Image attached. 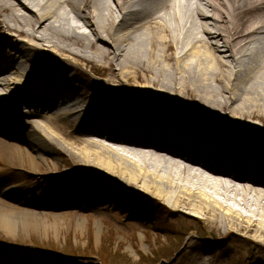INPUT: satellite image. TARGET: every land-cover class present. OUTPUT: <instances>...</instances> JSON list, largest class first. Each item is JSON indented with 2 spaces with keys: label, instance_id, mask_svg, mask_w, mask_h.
I'll list each match as a JSON object with an SVG mask.
<instances>
[{
  "label": "bare ground",
  "instance_id": "obj_1",
  "mask_svg": "<svg viewBox=\"0 0 264 264\" xmlns=\"http://www.w3.org/2000/svg\"><path fill=\"white\" fill-rule=\"evenodd\" d=\"M42 48L57 56L47 93L19 124L27 52ZM0 135L30 168L0 192V231L31 235L25 250L0 248V264H97L39 252L32 235L102 220L116 234L128 212L145 238L162 209L204 220L209 250L188 264H217L229 235L264 250V0H0ZM48 157L65 168L38 179ZM61 175L84 184L74 193Z\"/></svg>",
  "mask_w": 264,
  "mask_h": 264
},
{
  "label": "rangeland",
  "instance_id": "obj_2",
  "mask_svg": "<svg viewBox=\"0 0 264 264\" xmlns=\"http://www.w3.org/2000/svg\"><path fill=\"white\" fill-rule=\"evenodd\" d=\"M27 53L29 61L25 64V68L31 78L32 76H35L36 71L42 70V68H47L49 67L48 65L53 66L57 59L56 53L45 48L33 52L29 51ZM81 66L84 72L90 74L92 78H99L97 75H94L95 72H92L89 67L83 66L82 64ZM15 142L16 141L9 139L6 135H0L1 188L5 186L3 184L4 181H6L8 187L11 183H24L26 177V175L22 174L23 171L21 169L23 162H25L27 166L29 165L28 160H26V156L24 155V153H26V147L23 145L24 147L22 146V151L17 152L18 154L22 153L21 156L15 155V152L11 151L9 148V144ZM59 161L52 159V157H48L47 161L44 159L39 160L44 172H46L49 167L63 171L65 166L62 165V161ZM55 163H58V165L55 166ZM11 168L14 170H11ZM16 168L18 169L17 171ZM18 180H21L22 182ZM1 196L2 195H0L1 201H7V203L10 202L6 199L2 200ZM150 202L152 201H149L148 204H150ZM114 206L116 207V205H111L103 210H110L111 208H114ZM122 217L124 218H118V223L126 224L123 226V232L118 231L116 234L112 233L109 223L102 220L99 224L92 221L85 223V231L83 235H80L81 232L74 234L73 229H64L61 234L57 235L56 233H53L54 231H50L48 233L50 237L47 239V235H43L39 230L35 231L32 236L35 238L37 244L39 240L41 241L43 239L45 241L39 245L54 248L63 247L65 250L71 251L70 253L74 254H92L106 264H188V260L196 259L200 256L201 252L209 250V240L211 239L208 235H206L208 237L200 236L202 232L201 226H204L202 225L204 222L202 218L195 216L191 217L188 216V214L174 216L170 213H168L165 218H162V214L159 213V216H157L158 218H155L156 220L154 224H151L152 233L146 235L145 238H142L141 234L143 232L141 224L138 222H126L125 219H129L128 212ZM98 226H101L99 238L95 233ZM159 226L164 228L167 227L169 230L177 232L178 235L180 234L181 238L179 239L178 236L172 240L168 236L157 235L154 231L157 229L161 230ZM205 229L208 230V227H205ZM124 231L126 233H124ZM3 234L4 233L0 231V236L7 238L6 236H3ZM30 236L31 235L27 230H22L15 240H27ZM246 238L247 237L242 235H229L225 241L220 244L219 251L215 248L219 246V239H213L215 240V243L212 244L215 249L211 252V255L213 258H217L218 262L216 263L264 264V250L259 248V250L253 252L251 248L248 249L249 244L246 245V243H244V241L247 240ZM144 242L147 243L149 247L142 248L141 244ZM247 243L249 242L247 241ZM127 245H130L131 248L125 250V246ZM241 248L246 249V251H242Z\"/></svg>",
  "mask_w": 264,
  "mask_h": 264
},
{
  "label": "trees",
  "instance_id": "obj_3",
  "mask_svg": "<svg viewBox=\"0 0 264 264\" xmlns=\"http://www.w3.org/2000/svg\"><path fill=\"white\" fill-rule=\"evenodd\" d=\"M168 237H169V236H168ZM169 238L173 240V238H172V237H169ZM178 238L180 239V238H181V236H179Z\"/></svg>",
  "mask_w": 264,
  "mask_h": 264
}]
</instances>
